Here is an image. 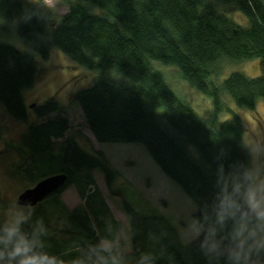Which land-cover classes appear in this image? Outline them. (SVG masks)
Segmentation results:
<instances>
[{"label":"trees","instance_id":"16d2710c","mask_svg":"<svg viewBox=\"0 0 264 264\" xmlns=\"http://www.w3.org/2000/svg\"><path fill=\"white\" fill-rule=\"evenodd\" d=\"M83 1H69L67 11L48 23L44 0H0V17L12 22L41 58L57 48L95 72L90 85L73 93L71 100L80 106L96 141L141 144L195 203L192 217L198 218L211 196L217 165L248 159L244 124L222 96L227 94L247 108L264 97V0ZM230 8L246 18L247 26L228 16ZM253 58L260 60L258 76L234 71L219 84L209 83L224 64ZM154 61L177 67L192 86L208 94L213 102L209 114L199 115L178 96L153 67ZM37 72L33 54L0 43V102L17 121L27 120L21 91L32 86ZM32 109L40 121L29 125L21 145L41 178L58 172L67 175V184L54 194H61L79 173L86 174L89 187L95 182V170L111 187L116 170L101 150L89 153L71 137L55 143L70 128L64 107L48 98ZM225 110L231 117L221 120ZM62 204L68 226L56 230L65 235L63 239L52 233L48 211L38 206L21 228L31 233L42 222L47 230L40 236L45 250L65 264L75 248H80L85 264H103L102 258L111 264L117 253L122 264H208L198 241L182 243L175 226L160 213L143 215L122 200L131 250L109 252L95 247L102 245L101 239H113L119 230L105 200L107 217L104 213L102 219L100 210L86 209L87 199L84 206L72 209Z\"/></svg>","mask_w":264,"mask_h":264},{"label":"rangeland","instance_id":"374dc122","mask_svg":"<svg viewBox=\"0 0 264 264\" xmlns=\"http://www.w3.org/2000/svg\"><path fill=\"white\" fill-rule=\"evenodd\" d=\"M69 1L74 0H44L49 15L47 22L50 23L51 18L57 20L66 12ZM92 10L99 12L97 7H93ZM228 16L240 25L247 26V20L240 12L230 8ZM0 43L31 53L38 61V72L32 86L21 91L27 110V120L13 119L0 102V225L19 216H28L34 210L32 206L16 203V198L22 191L42 179L36 171L37 167L28 159V151L21 145V136L30 124L40 121L30 105H39L48 98H54L64 107V114L70 121V128L62 138L54 139L55 143L71 137L89 153H93L92 150H101L108 164L116 170V176L111 187H108L103 174L95 170L93 172L95 182L86 188V174L79 173L61 194H52L37 203L36 207L48 211L52 233L60 240L65 237L56 230L68 226L65 210L61 209L62 203H65L67 209H72L79 204L84 206L87 199L86 209L92 207L94 210H100L102 219L104 213L107 217L105 200L120 225L114 238L101 239V244L107 247L108 242L112 241L111 249L129 252L131 242L128 223L122 210V200H125L143 215L153 212L164 215L175 226L182 243L191 240L194 221L192 212L196 208L195 203L162 172L141 144L97 142L86 126L80 106L71 100L73 93L90 85L95 72L75 63L57 48H51L48 57L41 58L28 41L19 36L15 25L3 17H0ZM152 65L164 74L170 88L186 100L199 115L205 117L209 114L213 108L212 98L184 79L177 67L159 61H154ZM234 71L242 72L249 77L258 76L260 60L253 58L239 63L224 64L223 71L217 76H210L208 81L214 85L219 84ZM222 101L241 118L246 145H264V97L258 99L253 108L238 106L227 94L222 96ZM53 115L55 114L51 116ZM219 117L224 120L230 118L231 113L225 110ZM85 191L87 193H84ZM112 231L113 229L110 230ZM71 245L68 247H72ZM74 252L73 257L68 259L69 264L81 258L80 248H75ZM128 264L132 262L129 261Z\"/></svg>","mask_w":264,"mask_h":264},{"label":"clouds","instance_id":"9594fccd","mask_svg":"<svg viewBox=\"0 0 264 264\" xmlns=\"http://www.w3.org/2000/svg\"><path fill=\"white\" fill-rule=\"evenodd\" d=\"M245 147L247 162L217 165L211 196L193 221L191 242L198 241L208 264H264V145ZM30 216H19L0 228V264H65L45 250L40 236L47 230L42 222L31 233L22 230ZM112 244L95 247L111 252ZM118 256L111 257V264H122ZM102 261L109 264L108 259Z\"/></svg>","mask_w":264,"mask_h":264},{"label":"water","instance_id":"95a60500","mask_svg":"<svg viewBox=\"0 0 264 264\" xmlns=\"http://www.w3.org/2000/svg\"><path fill=\"white\" fill-rule=\"evenodd\" d=\"M35 104H31L30 108ZM67 184V175L62 172L48 175L40 179L34 186L22 191L16 198V203L25 206H36L44 198L54 194Z\"/></svg>","mask_w":264,"mask_h":264},{"label":"crops","instance_id":"0c3cea01","mask_svg":"<svg viewBox=\"0 0 264 264\" xmlns=\"http://www.w3.org/2000/svg\"><path fill=\"white\" fill-rule=\"evenodd\" d=\"M108 205V204H107ZM109 207V206H108ZM109 209H110V207H109ZM111 211V210H110ZM112 213V212H111ZM102 240H105V239H102Z\"/></svg>","mask_w":264,"mask_h":264}]
</instances>
